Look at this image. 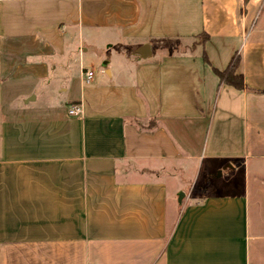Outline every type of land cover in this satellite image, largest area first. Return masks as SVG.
I'll use <instances>...</instances> for the list:
<instances>
[{"label":"crops","instance_id":"0c3cea01","mask_svg":"<svg viewBox=\"0 0 264 264\" xmlns=\"http://www.w3.org/2000/svg\"><path fill=\"white\" fill-rule=\"evenodd\" d=\"M0 264H264V0H0Z\"/></svg>","mask_w":264,"mask_h":264},{"label":"rangeland","instance_id":"374dc122","mask_svg":"<svg viewBox=\"0 0 264 264\" xmlns=\"http://www.w3.org/2000/svg\"><path fill=\"white\" fill-rule=\"evenodd\" d=\"M184 182L186 184V186L183 187V189L179 192V196L178 198L180 200H182V196L187 193L189 190L190 191H198L201 188H204V185L206 184V182L209 180L208 177H206L204 175V171L202 169H198V171L196 172L195 176L191 177V180H189V175L188 176H184L183 177ZM173 185V184H171ZM189 195V194H188Z\"/></svg>","mask_w":264,"mask_h":264},{"label":"trees","instance_id":"16d2710c","mask_svg":"<svg viewBox=\"0 0 264 264\" xmlns=\"http://www.w3.org/2000/svg\"><path fill=\"white\" fill-rule=\"evenodd\" d=\"M237 66H238V58H236L233 61L232 68L226 75V81H228V83L234 85L237 88H243L244 84H243V81H242V76L235 73V69H236ZM225 74L226 73H224V72L220 73V75L222 77H225Z\"/></svg>","mask_w":264,"mask_h":264},{"label":"built area","instance_id":"2783aa9c","mask_svg":"<svg viewBox=\"0 0 264 264\" xmlns=\"http://www.w3.org/2000/svg\"><path fill=\"white\" fill-rule=\"evenodd\" d=\"M93 76H94L93 71L87 72L86 73L87 81H89ZM69 113L73 114V115L80 114V113H82V108H81V106H73L70 108Z\"/></svg>","mask_w":264,"mask_h":264},{"label":"water","instance_id":"95a60500","mask_svg":"<svg viewBox=\"0 0 264 264\" xmlns=\"http://www.w3.org/2000/svg\"><path fill=\"white\" fill-rule=\"evenodd\" d=\"M147 49H148V48H147L146 46H145V47H143V49L141 50V53H142V52H145V50H147ZM142 54H143V53H142ZM143 56H144V57H146V55H145V54H144ZM220 173H221V172H219L218 174L220 175Z\"/></svg>","mask_w":264,"mask_h":264}]
</instances>
